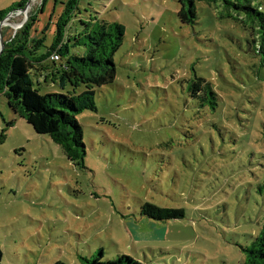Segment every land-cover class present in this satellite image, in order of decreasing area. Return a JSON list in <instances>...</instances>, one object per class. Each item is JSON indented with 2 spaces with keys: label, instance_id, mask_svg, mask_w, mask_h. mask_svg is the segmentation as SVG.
I'll return each instance as SVG.
<instances>
[{
  "label": "rangeland",
  "instance_id": "obj_1",
  "mask_svg": "<svg viewBox=\"0 0 264 264\" xmlns=\"http://www.w3.org/2000/svg\"><path fill=\"white\" fill-rule=\"evenodd\" d=\"M23 1L0 0V12ZM68 1L28 0L2 21L0 39L32 28L49 47ZM178 11V0H79L70 35L93 23L126 28L115 82L96 89V111L77 116L85 168L0 96L3 264H80L101 251L103 262L124 254L142 264L243 263L241 247L264 218V67L248 53L255 37L221 8L199 3L194 26ZM51 65L33 71L35 86L65 93ZM196 78L215 87L216 112L193 97ZM145 202L184 208L186 218L157 236L140 215Z\"/></svg>",
  "mask_w": 264,
  "mask_h": 264
},
{
  "label": "trees",
  "instance_id": "obj_2",
  "mask_svg": "<svg viewBox=\"0 0 264 264\" xmlns=\"http://www.w3.org/2000/svg\"><path fill=\"white\" fill-rule=\"evenodd\" d=\"M27 2L24 0L0 12V22L13 10L24 8ZM178 3L177 15L184 26H194L199 22V3L221 8L223 19L242 24L250 36L255 37L247 39L248 53L258 58L260 68L264 67V0H178ZM78 4L79 0H69L65 4L56 22L55 38L49 47L44 45L45 38L31 39L30 27V31L17 34L12 42L5 45L0 55V96L5 98L9 109L31 125L37 134L49 136L69 162L85 168L84 129L77 116L84 111H96V89L115 82L117 65L114 57L123 45L126 28L118 22L93 23L88 29L83 28L70 35L67 28L78 10ZM42 48L44 52H41ZM79 49L81 54H76ZM54 54L59 55V61L52 59ZM50 60L57 74L55 84L65 93L41 94L35 86L33 71H41ZM76 83L84 86L81 93L72 91ZM189 89L198 99L200 108L217 111L219 94L210 81L196 78L191 80ZM256 126L254 123L252 129ZM249 137L255 138V134L245 135L243 139ZM140 215L153 222L168 223L184 220L186 210L145 202ZM260 228L251 244L241 247L244 254L242 264H264V218ZM102 257L101 251L94 259L81 258L80 264H142L124 254L107 262L101 261ZM0 264H3L1 252ZM54 264L66 263L57 261Z\"/></svg>",
  "mask_w": 264,
  "mask_h": 264
},
{
  "label": "crops",
  "instance_id": "obj_3",
  "mask_svg": "<svg viewBox=\"0 0 264 264\" xmlns=\"http://www.w3.org/2000/svg\"><path fill=\"white\" fill-rule=\"evenodd\" d=\"M149 224L152 226L153 229H155L157 236L160 237L164 236L167 233V231L170 229L168 223L150 221Z\"/></svg>",
  "mask_w": 264,
  "mask_h": 264
},
{
  "label": "water",
  "instance_id": "obj_4",
  "mask_svg": "<svg viewBox=\"0 0 264 264\" xmlns=\"http://www.w3.org/2000/svg\"><path fill=\"white\" fill-rule=\"evenodd\" d=\"M2 25V21L0 22V26ZM1 41V46H0V55L2 54V52L4 51L5 48V44L4 41L2 39H0Z\"/></svg>",
  "mask_w": 264,
  "mask_h": 264
},
{
  "label": "built area",
  "instance_id": "obj_5",
  "mask_svg": "<svg viewBox=\"0 0 264 264\" xmlns=\"http://www.w3.org/2000/svg\"><path fill=\"white\" fill-rule=\"evenodd\" d=\"M52 59H53L54 61H59V60H60L58 54H54V56L52 57Z\"/></svg>",
  "mask_w": 264,
  "mask_h": 264
},
{
  "label": "bare ground",
  "instance_id": "obj_6",
  "mask_svg": "<svg viewBox=\"0 0 264 264\" xmlns=\"http://www.w3.org/2000/svg\"><path fill=\"white\" fill-rule=\"evenodd\" d=\"M0 46H1V41H0Z\"/></svg>",
  "mask_w": 264,
  "mask_h": 264
}]
</instances>
